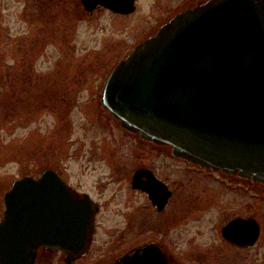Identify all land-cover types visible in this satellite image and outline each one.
Masks as SVG:
<instances>
[{"label": "water", "instance_id": "1", "mask_svg": "<svg viewBox=\"0 0 264 264\" xmlns=\"http://www.w3.org/2000/svg\"><path fill=\"white\" fill-rule=\"evenodd\" d=\"M83 2L92 10L105 0ZM222 7L228 9L171 17L115 66L101 101L127 131L170 144L204 167L264 183V0ZM5 203L0 264H33L43 245L86 251L90 215L74 206L71 188L54 171L16 180ZM115 264L168 262L144 250Z\"/></svg>", "mask_w": 264, "mask_h": 264}, {"label": "flooded vegetation", "instance_id": "2", "mask_svg": "<svg viewBox=\"0 0 264 264\" xmlns=\"http://www.w3.org/2000/svg\"><path fill=\"white\" fill-rule=\"evenodd\" d=\"M72 1L90 14L101 9L122 17L157 14L142 20L149 31L141 42L176 14L227 10L222 4L236 0H105L93 10L82 0L35 3L45 11L56 4L67 8ZM54 86L50 92L38 89V106L57 101L62 87ZM105 112L116 133L94 134L93 145L73 142L69 158L60 157L40 175L54 171L71 188L74 206L90 215L87 249L76 255L43 245L33 264L123 263L144 250L162 253L168 264H264V183L194 163L170 144L123 129ZM4 217L5 212L0 222Z\"/></svg>", "mask_w": 264, "mask_h": 264}, {"label": "rangeland", "instance_id": "3", "mask_svg": "<svg viewBox=\"0 0 264 264\" xmlns=\"http://www.w3.org/2000/svg\"><path fill=\"white\" fill-rule=\"evenodd\" d=\"M65 6L40 11L35 0H0V218L15 180L67 160L75 141L93 145L94 134L117 132L100 90L149 31L142 20L157 16ZM56 82L60 97L38 106V89L53 91Z\"/></svg>", "mask_w": 264, "mask_h": 264}]
</instances>
